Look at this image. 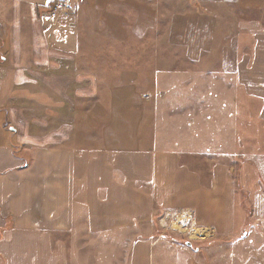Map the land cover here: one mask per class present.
Instances as JSON below:
<instances>
[{
	"label": "crops",
	"instance_id": "crops-1",
	"mask_svg": "<svg viewBox=\"0 0 264 264\" xmlns=\"http://www.w3.org/2000/svg\"><path fill=\"white\" fill-rule=\"evenodd\" d=\"M54 1L0 0V264H264V0H181L164 59L141 0ZM244 183V237L155 232L239 233Z\"/></svg>",
	"mask_w": 264,
	"mask_h": 264
},
{
	"label": "rangeland",
	"instance_id": "rangeland-1",
	"mask_svg": "<svg viewBox=\"0 0 264 264\" xmlns=\"http://www.w3.org/2000/svg\"><path fill=\"white\" fill-rule=\"evenodd\" d=\"M64 1L67 4L69 2L68 0H55L54 3H56V2L57 3H61V2H64ZM72 1H74L75 4H79V3L83 4L84 2H86L89 5H93V3H94V5H97L99 9H101L100 7H102L101 6V0H72ZM113 1H116L115 3L118 4V2H117L118 0H113ZM180 1L181 0H141V3H142L141 15L143 17L142 19H144V17L148 16L146 13L150 12V9H152V10H154L155 8L157 9V17H158V20H157L158 30L157 31L159 32L158 36L160 37V42H159V45H158V52H157L159 59H161L160 57H162L164 59L166 57V55L167 56L169 55V51L167 52V50H166L165 38H164V34H165V31H166V27H167L168 14L171 13L172 11H176V10H180L181 9V6H183V3L181 4ZM189 1L190 2H192V1L196 2L195 0H189ZM54 3H52L49 6V8L46 11V14H47L48 10H50V7ZM120 3H121V5L119 6V10L123 11V13L126 16H131L133 3L132 2H128L126 0H124L123 2H120ZM189 4H190V6H193L192 3H189ZM68 6L71 8L70 9L71 12L66 17L71 16L73 14V12H74L73 6H71L69 4H68ZM47 16H48V14H47ZM66 17H63L61 19H56V20L60 21L62 19H65ZM149 42L150 41L146 40V37L143 36L141 42H139L138 44L145 45L147 43L149 44ZM147 45H146V48H143V49H147ZM163 68L167 69V66L165 67V64H163ZM163 68H161V69H163ZM100 124L101 123H98V122L97 123H89L88 124L89 128L91 129V135L93 133V135H95L96 137L98 136V134L100 133L99 132L100 131L99 130ZM96 147H100V146L99 145L94 146V149ZM241 150L242 149L239 148V153L240 154L242 153ZM239 158H240V156H239ZM238 161H239V159H238ZM232 167L235 170L237 169L238 171L243 173L244 164H242L240 161L238 162V167L237 168L234 165ZM240 172H239V174H240ZM241 182H242V179H241ZM244 189H245V183H244L243 187L239 186L238 191H237V193H238L237 194V205L240 207V209L243 210L244 217H245L244 218V224H243V226L241 228L238 226L239 220L242 219L241 212L238 211L237 216H236L237 226H236V231L235 232L239 231V233L231 235L228 239L223 238V239H218V241L216 240V241H213V242L206 243V240H208L210 238H207V237L205 238V236H207L209 233L212 234V230L209 229V228H207V229L206 228H196L194 226H191L189 223L187 224L186 222L188 220V217L185 216V215H187V213L184 210H182L180 212L179 216L171 217V219H169V224L167 226L166 225L164 227H158L157 226L155 232L158 235L162 234L167 240L175 241L178 244H180L182 246H185V247H190V248H192L195 251H197L199 249L198 247L200 245H203L204 243L206 245L210 244L212 246H214V245L219 246V245H222L225 242H230V241L234 242V241L244 237V235L246 234V232L249 229L248 225L250 223V219H249V214L247 216V212H246L248 207H247L246 202H245L246 201L245 200L246 197H245ZM200 230L204 231L203 235H201L202 233H200ZM213 237L214 236H212L211 238H213ZM225 248H229L230 249V246L229 247H225ZM238 248H239V246H238ZM239 249H242V248H239ZM229 257H230L229 255L226 256L224 254H221L219 256V258L223 262H231ZM240 263H242V260H241Z\"/></svg>",
	"mask_w": 264,
	"mask_h": 264
},
{
	"label": "built area",
	"instance_id": "built-area-1",
	"mask_svg": "<svg viewBox=\"0 0 264 264\" xmlns=\"http://www.w3.org/2000/svg\"><path fill=\"white\" fill-rule=\"evenodd\" d=\"M70 9L71 8L65 1L61 3L56 2L50 7V10H48L47 14L52 19H61L66 17L71 12Z\"/></svg>",
	"mask_w": 264,
	"mask_h": 264
},
{
	"label": "trees",
	"instance_id": "trees-1",
	"mask_svg": "<svg viewBox=\"0 0 264 264\" xmlns=\"http://www.w3.org/2000/svg\"><path fill=\"white\" fill-rule=\"evenodd\" d=\"M246 212H247V216H248V214H249V211H248V209L246 210Z\"/></svg>",
	"mask_w": 264,
	"mask_h": 264
}]
</instances>
